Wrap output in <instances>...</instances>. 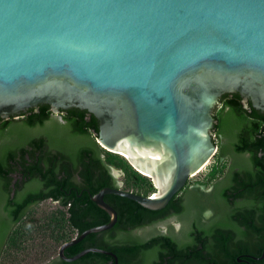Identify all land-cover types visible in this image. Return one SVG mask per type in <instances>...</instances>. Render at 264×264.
Segmentation results:
<instances>
[{
  "label": "water",
  "instance_id": "water-1",
  "mask_svg": "<svg viewBox=\"0 0 264 264\" xmlns=\"http://www.w3.org/2000/svg\"><path fill=\"white\" fill-rule=\"evenodd\" d=\"M226 94L264 115V0H0V118L85 110L100 147L156 189L92 196L110 220L64 243L66 261L104 252L64 254L116 225L106 195L159 211L210 162Z\"/></svg>",
  "mask_w": 264,
  "mask_h": 264
},
{
  "label": "flooded vegetation",
  "instance_id": "flooded-vegetation-1",
  "mask_svg": "<svg viewBox=\"0 0 264 264\" xmlns=\"http://www.w3.org/2000/svg\"><path fill=\"white\" fill-rule=\"evenodd\" d=\"M50 111L51 117L62 123L69 115V110H62L58 114H54L51 108ZM30 114H32L31 110L23 116L12 117V119L25 120ZM92 117L94 116L88 115L86 111L88 122ZM225 142L224 139H220L216 154L218 153L220 161L227 160V166L224 175L216 179L211 186L207 187L199 182L189 185L187 182L183 190L170 201L160 215L138 212L134 221L131 219L120 221L118 213V223L113 228L89 233L78 243L66 248L64 254L65 257L72 258L87 249H98L104 252H89L75 261H66L60 256L61 246L77 239L85 231L106 224L99 223L102 218L91 208L92 196L95 194L87 192L83 187L88 180L84 174L92 170L93 180L97 181L102 175V168H99L98 164L95 165L90 156L85 160H70L47 146L35 148L24 144L22 148L16 147L14 158L9 161L12 168L10 172L12 190L6 194L7 200L3 202L5 207L0 209V264L13 240L21 243L22 255L9 257V264H24V220L36 206L47 201L59 206L60 217L56 220L52 217L38 218L37 226L33 230L38 233L47 232L50 238L62 240V243L52 254L44 256L45 251H41L37 264H205L206 260L209 261L212 257L218 256L223 260V264H229L228 258L231 257L222 256L220 250L217 232L221 230V225L212 222L214 219H221L220 209L216 206V193L230 184L231 176L236 171L233 168L235 161L232 150L234 149H225L222 155V144ZM35 151L38 155L37 165L41 169V172L35 170V173L54 176L56 180L67 179L77 186L73 189L80 190L77 192L70 190L59 197H46V193L31 191L36 187L35 184H30L34 174L24 165L31 161L30 152ZM260 155L264 156V152ZM105 157L106 155L103 154L102 158L105 159ZM51 159L54 163L52 168L49 167ZM111 173L117 179L112 167ZM123 184L119 181V188H122ZM66 199H69V204H64ZM70 205L75 206L74 213L70 211ZM231 211L232 208L227 209V212ZM20 215V219L16 221ZM76 215H79V219L75 217ZM46 220H52L54 223L44 224ZM20 223L22 228L17 233L16 227ZM224 233L230 235L226 246L229 252L234 253L236 251L235 233L228 229ZM27 237L28 235L25 236ZM246 242L250 244L251 240ZM197 253L201 255H195ZM261 256L235 255L231 259V264H253L252 260L262 261L264 257L257 259Z\"/></svg>",
  "mask_w": 264,
  "mask_h": 264
},
{
  "label": "trees",
  "instance_id": "trees-1",
  "mask_svg": "<svg viewBox=\"0 0 264 264\" xmlns=\"http://www.w3.org/2000/svg\"><path fill=\"white\" fill-rule=\"evenodd\" d=\"M31 112L32 114L25 120L20 121L0 118V209L5 207L3 202L7 200L6 194L12 190L10 178L12 168L9 161L14 158L16 153L14 149L18 146L22 148L24 144L35 148L47 146L70 160H85L90 156L94 164L102 168V175L97 181L93 180L92 170L84 174L88 180L83 187L93 195L105 187L119 188V181L111 173V165L106 161V157L102 158L103 154L107 156L112 153L104 151L94 137L98 131V121L95 117L88 122L86 111L72 109L68 111L69 115L62 123L51 117L48 105L41 106L39 113L33 110ZM214 117L216 119L214 135L226 141L222 144V155L225 149H234L233 168L236 171L231 176L230 184L216 193V206L220 209L221 219L212 221L221 225V230L217 232L221 254L231 257L228 258L231 264V259L235 255L261 256L264 250V156L260 155L264 152V115L251 104L248 108L244 107L239 94H226L221 98ZM36 153L37 151L30 152L31 161L24 165L34 174L30 184H35L36 187L31 191L46 193V197H59L70 190L76 192L80 190L73 189L77 186L67 179L56 180L54 176L35 173V170L41 172L37 165ZM52 165L53 159L49 167L52 168ZM133 191L140 195H149L147 190ZM105 200L118 211L120 221L126 219L134 221L138 212L160 215L165 210L152 211L133 200L116 195H107ZM69 203V199L64 200V204ZM70 208L74 213L75 206L70 205ZM91 208L102 218L99 223L109 222V215L94 202H91ZM229 208H232L231 212H227ZM78 216L75 217L79 219ZM20 217L21 215L16 221ZM227 229L235 233L234 253L229 252L226 246L230 239V235L224 233ZM246 240H251V243L247 244ZM222 261L219 256L212 257L209 261L206 260L205 264H223ZM251 262L264 264V259Z\"/></svg>",
  "mask_w": 264,
  "mask_h": 264
},
{
  "label": "rangeland",
  "instance_id": "rangeland-1",
  "mask_svg": "<svg viewBox=\"0 0 264 264\" xmlns=\"http://www.w3.org/2000/svg\"><path fill=\"white\" fill-rule=\"evenodd\" d=\"M94 136V135H93ZM95 137V136H94ZM214 141L219 146L220 139L215 135ZM103 149V148H102ZM104 150V149H103ZM106 151V150H104ZM105 153V152H104ZM111 153V152H110ZM106 161L111 165L113 170L118 174L117 179L123 182L122 189L126 191H148L149 195L156 191L150 178H143L131 163L119 154H107ZM227 166V160L220 161L218 153L210 160V162L195 176L188 180V184L204 183L207 187L219 177L224 175ZM146 177V176H144ZM59 206L53 202L47 201L36 206L29 214V217L24 220V264H37L38 257L41 251H45L44 256L56 252L62 243V240L50 238L47 232L38 233L33 228L37 225L38 218H59ZM44 224H53L54 221L46 220ZM22 223L16 227V232L19 233L22 228ZM28 235L27 238L25 236ZM21 243L15 240L11 241L8 251L5 254L2 264H9V257H21Z\"/></svg>",
  "mask_w": 264,
  "mask_h": 264
},
{
  "label": "bare ground",
  "instance_id": "bare-ground-1",
  "mask_svg": "<svg viewBox=\"0 0 264 264\" xmlns=\"http://www.w3.org/2000/svg\"><path fill=\"white\" fill-rule=\"evenodd\" d=\"M116 154H119V153L116 152ZM119 155H121V156H123L124 158H126L129 162L131 161V160L128 159L126 156H124V155H122V154H119ZM138 171H139L142 175H144V176H146V177L149 178V175L143 174L140 170H138Z\"/></svg>",
  "mask_w": 264,
  "mask_h": 264
}]
</instances>
